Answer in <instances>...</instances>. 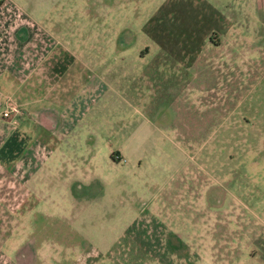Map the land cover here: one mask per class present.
Masks as SVG:
<instances>
[{
    "label": "rangeland",
    "instance_id": "374dc122",
    "mask_svg": "<svg viewBox=\"0 0 264 264\" xmlns=\"http://www.w3.org/2000/svg\"><path fill=\"white\" fill-rule=\"evenodd\" d=\"M19 1L41 7L32 16L92 68L65 96L98 148L84 150L80 169L33 185L36 208L23 218L34 241L49 245V263L82 264L86 255L89 264H264V52L209 50L229 66L200 64L190 80L137 53L155 48L164 0L127 2V11L115 0ZM188 29L176 48H187ZM120 49L130 55L112 56ZM6 101L16 104L4 98L0 116ZM15 187L0 184L4 212Z\"/></svg>",
    "mask_w": 264,
    "mask_h": 264
},
{
    "label": "crops",
    "instance_id": "0c3cea01",
    "mask_svg": "<svg viewBox=\"0 0 264 264\" xmlns=\"http://www.w3.org/2000/svg\"><path fill=\"white\" fill-rule=\"evenodd\" d=\"M173 1L164 0L159 4V9L168 11L165 18L160 19L164 21L161 31L157 33L158 27L155 29V48L143 54L137 52L143 58L154 55L156 67L175 74L191 73V80L200 64L219 70L229 66V59L223 55L208 59L205 53L209 50L227 53L230 48H244L264 52V0ZM115 2L123 11H127V2L134 3V8L137 4V0ZM166 3H170L169 8L165 7ZM29 8L24 9L19 0L0 1V111L7 97L21 110L8 118L0 116V184L16 186L6 198L13 203L12 207L5 212L0 208V264L49 263L45 252L49 245L36 243L32 226L23 224V218H29L36 208L35 200H31L34 203L29 201L34 195L33 185H42L43 181L49 183L51 172L70 171L66 170L68 165L78 169V163L80 169L89 160L83 157L84 150L98 148L95 139L88 136L91 140L88 143L87 135L82 136L77 129L81 112L73 108L65 96L68 87L76 84L77 74L82 76L92 68L83 65L80 59L83 55L76 49L51 34L42 18L32 16L41 7L35 3V7ZM187 26L189 29L184 33L187 48L178 49L173 42ZM114 35V39L120 36L119 33ZM166 40L172 41L171 44H164ZM110 52L112 56L117 53L118 58L130 55L129 49ZM79 81L81 89H89L88 79ZM181 99L185 101L188 97ZM222 112L226 114V109ZM186 138L190 145L189 132ZM74 183L73 190L77 194L78 181ZM179 197L181 195L176 198ZM79 260L89 264L86 255Z\"/></svg>",
    "mask_w": 264,
    "mask_h": 264
},
{
    "label": "built area",
    "instance_id": "2783aa9c",
    "mask_svg": "<svg viewBox=\"0 0 264 264\" xmlns=\"http://www.w3.org/2000/svg\"><path fill=\"white\" fill-rule=\"evenodd\" d=\"M6 109L2 112V117H9L11 112H17V108L13 103L6 101Z\"/></svg>",
    "mask_w": 264,
    "mask_h": 264
}]
</instances>
